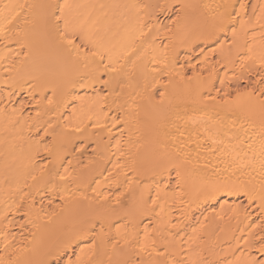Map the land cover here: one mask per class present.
I'll list each match as a JSON object with an SVG mask.
<instances>
[{"label": "bare ground", "instance_id": "6f19581e", "mask_svg": "<svg viewBox=\"0 0 264 264\" xmlns=\"http://www.w3.org/2000/svg\"><path fill=\"white\" fill-rule=\"evenodd\" d=\"M0 264H264V0H0Z\"/></svg>", "mask_w": 264, "mask_h": 264}, {"label": "rangeland", "instance_id": "374dc122", "mask_svg": "<svg viewBox=\"0 0 264 264\" xmlns=\"http://www.w3.org/2000/svg\"><path fill=\"white\" fill-rule=\"evenodd\" d=\"M241 85L243 86V85H245V83H242ZM27 106H28V105H27ZM28 109H30V106H28ZM87 150H88V149H87Z\"/></svg>", "mask_w": 264, "mask_h": 264}]
</instances>
